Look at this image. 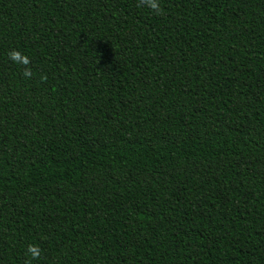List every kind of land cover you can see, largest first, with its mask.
<instances>
[{
    "label": "trees",
    "instance_id": "16d2710c",
    "mask_svg": "<svg viewBox=\"0 0 264 264\" xmlns=\"http://www.w3.org/2000/svg\"><path fill=\"white\" fill-rule=\"evenodd\" d=\"M158 3L0 0V264H264V0Z\"/></svg>",
    "mask_w": 264,
    "mask_h": 264
},
{
    "label": "clouds",
    "instance_id": "9594fccd",
    "mask_svg": "<svg viewBox=\"0 0 264 264\" xmlns=\"http://www.w3.org/2000/svg\"><path fill=\"white\" fill-rule=\"evenodd\" d=\"M148 5L150 6V8L157 14H159L160 12V8H159V3L158 0H147ZM26 75L28 73H25ZM40 250L38 247L34 246V245H30L27 249V254L30 255L33 258H36L39 256Z\"/></svg>",
    "mask_w": 264,
    "mask_h": 264
}]
</instances>
